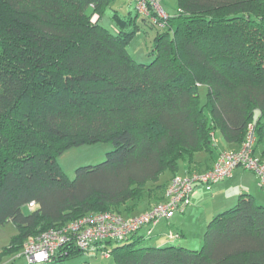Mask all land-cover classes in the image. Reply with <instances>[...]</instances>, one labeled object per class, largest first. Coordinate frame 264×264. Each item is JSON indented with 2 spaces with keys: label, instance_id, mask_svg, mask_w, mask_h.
Here are the masks:
<instances>
[{
  "label": "trees",
  "instance_id": "16d2710c",
  "mask_svg": "<svg viewBox=\"0 0 264 264\" xmlns=\"http://www.w3.org/2000/svg\"><path fill=\"white\" fill-rule=\"evenodd\" d=\"M111 2L0 0V226L18 231L0 264L84 216L149 210L182 165L210 169L196 156L213 159L218 134L233 146L219 153L236 151L252 128L253 155L264 160V0H177L162 28L150 21L159 30L148 64L127 51L135 9L126 19L114 11L116 35L99 24ZM105 142V159L73 179L58 164L69 149ZM138 232L94 246L112 264H264V206L249 195L207 222L198 250L173 243L178 233L154 246ZM84 253L68 242L40 264Z\"/></svg>",
  "mask_w": 264,
  "mask_h": 264
},
{
  "label": "built area",
  "instance_id": "2783aa9c",
  "mask_svg": "<svg viewBox=\"0 0 264 264\" xmlns=\"http://www.w3.org/2000/svg\"><path fill=\"white\" fill-rule=\"evenodd\" d=\"M160 1L127 0L134 4L138 14L162 28L168 16L160 7ZM96 19L97 15H94L92 21ZM253 144L254 134L251 128L242 146L236 151L220 152L209 170L174 176L166 188L165 199L149 210L128 218L114 212L84 216L43 232L35 238H30L24 246L22 255L28 264H40L46 262L68 242H73L79 250L88 252L97 243L126 240L144 227L147 228V235H149L158 222L171 218L176 211H182L189 204L198 186L210 191L213 184L229 178L233 170L237 168L256 174L258 186L264 188V160L253 155ZM28 208H35L34 202H30ZM103 253L105 257H108L106 252Z\"/></svg>",
  "mask_w": 264,
  "mask_h": 264
},
{
  "label": "rangeland",
  "instance_id": "374dc122",
  "mask_svg": "<svg viewBox=\"0 0 264 264\" xmlns=\"http://www.w3.org/2000/svg\"><path fill=\"white\" fill-rule=\"evenodd\" d=\"M160 7L169 16L174 15L177 11V0H161ZM116 11L119 16L123 17L124 19L127 18L128 13L131 16H134V4L127 2V0H112L110 5L105 9L103 12L99 24L104 27L109 33L116 35L119 31L118 26L116 25L115 21L112 18V15ZM136 25L138 26V32L135 34L133 39L127 46V51L131 58L138 63L148 64L152 61V56L150 55V51L152 49L154 37L159 30L158 27L152 26L149 19L142 21V16H138L136 19ZM204 91L201 90L200 95L201 99L204 100L205 94ZM203 100H201L203 102ZM218 137V135H217ZM113 149V145L111 143H94L84 146L75 147L69 149L62 153L58 158V164L60 165L62 171L69 179H73L75 177V170L78 167L88 166V165H96L102 162L106 154ZM204 155V154H203ZM201 155V156H203ZM201 156H197L199 158ZM168 173H164L161 175V180L166 179ZM258 186V182H257ZM259 187V186H258ZM260 188V187H259ZM197 191V190H196ZM238 198V197H237ZM191 211L189 210L188 213L185 215H178L176 218L172 220V226L164 232V235L161 236V240L164 242L167 241L166 235L178 233L179 228V221L183 220ZM181 227V226H180ZM142 230V229H141ZM205 230V229H204ZM203 230V231H204ZM145 232V230H142ZM170 231V232H169ZM17 228L14 226L13 223L8 222L2 226H0V252L4 249V247L8 246L11 239L17 235ZM201 234L203 232H200ZM166 234V235H165ZM167 235V236H168ZM192 235V234H191ZM193 237V236H192ZM183 238L174 240L173 243L179 245ZM114 244V242H112ZM151 242H146L145 245L150 244ZM185 244V243H184ZM181 245V244H180ZM112 246V244H111ZM202 246V245H201ZM201 246L194 247V246H185L192 250H198ZM10 259H5L3 262L4 264H27L26 259L23 256L17 255L14 261L8 263ZM87 262L88 264H112L111 259L104 256V253L93 246L91 250L85 252L84 254L76 257L74 260L69 261V264L74 263H81Z\"/></svg>",
  "mask_w": 264,
  "mask_h": 264
},
{
  "label": "crops",
  "instance_id": "0c3cea01",
  "mask_svg": "<svg viewBox=\"0 0 264 264\" xmlns=\"http://www.w3.org/2000/svg\"><path fill=\"white\" fill-rule=\"evenodd\" d=\"M215 143L217 145V151L213 159L208 158V156H206L207 154L204 153H199L197 155L201 156L204 154L196 158V162L201 170L211 168L220 150L233 149V146L223 142L219 134L218 137L217 135L215 137ZM257 153V156H259V152ZM179 173H186L185 165L181 166ZM257 182L258 177L256 174L251 171L237 168L233 170L229 178L213 185L210 191H206L202 186H198L196 188L197 191L195 190L191 196V203L186 208L185 212L183 214H174L170 220L160 221L151 229V236L146 238L147 241L151 242L150 244L154 246H165L170 244L171 242L167 237L168 234H165L167 238L166 242L161 240V236L171 228L173 225L172 220L176 218V216L185 215L190 210L191 212L183 220L179 218L180 221L178 225L180 230L178 234H180V237L178 239L183 238L181 240L182 243H180L183 246H194L195 248L201 246L203 243V230L207 222L219 213L232 208L241 195H249L253 197L259 205L264 206V188H259ZM143 229L145 232L142 231ZM142 230L138 232V236H145L147 228H142ZM200 232L203 233L201 234Z\"/></svg>",
  "mask_w": 264,
  "mask_h": 264
}]
</instances>
